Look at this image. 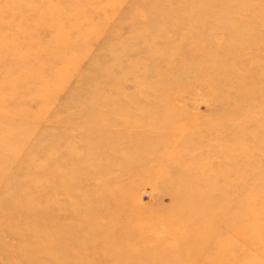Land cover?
I'll list each match as a JSON object with an SVG mask.
<instances>
[{"label":"rangeland","instance_id":"rangeland-1","mask_svg":"<svg viewBox=\"0 0 264 264\" xmlns=\"http://www.w3.org/2000/svg\"><path fill=\"white\" fill-rule=\"evenodd\" d=\"M263 11L257 6L242 17ZM177 16L163 14V23ZM136 17L156 16L125 13L110 22L108 33L163 34L165 24L147 30L132 23ZM250 26L249 35H259L256 44L232 59L220 47L227 31L209 34L206 27L170 32L174 43L185 36L170 66L169 50L140 62L135 55L125 59L128 50L138 54V46L122 45L123 80L113 78L122 84L112 92L118 98L112 113L100 103L107 84L91 70L35 121L14 119L13 112L0 120V264H264V27ZM158 45L153 50L161 39ZM72 52L75 67H85L83 48ZM170 83L171 95L157 90L152 100L153 88ZM16 91L7 89L0 109L15 104ZM148 105L162 112L160 119L142 113ZM166 111L176 118L166 120ZM189 188L203 198L195 207L185 200ZM251 194L249 208L244 203ZM245 207L255 211L247 220L256 232H222L223 215L228 225L232 212ZM215 218L217 231L192 230Z\"/></svg>","mask_w":264,"mask_h":264},{"label":"bare ground","instance_id":"bare-ground-1","mask_svg":"<svg viewBox=\"0 0 264 264\" xmlns=\"http://www.w3.org/2000/svg\"><path fill=\"white\" fill-rule=\"evenodd\" d=\"M123 4L127 6L125 10L121 9ZM257 6L264 9V0H251L249 2L244 0H0V105L3 104L8 88L17 90L15 104L11 108L8 105L6 110L0 109V120H7L10 112H13L12 118L14 119L26 116V118L29 117L30 122L35 121L41 113L45 112L52 100L55 102L56 96L67 89L71 81L75 78L83 80L91 70L98 72L99 81L101 80L107 84L108 94L103 93L105 88H103L104 90L97 89L96 93H103L100 99L103 107L102 111L112 113L118 100V98L113 97L112 92H114L118 83L122 84L113 80V78L120 79L123 76L122 61L125 53L118 51L122 48V45L133 44L138 46V54H135L133 50H128L125 56L126 60L128 57L135 55L133 59H136V61L144 60L147 57H151L156 61L154 56L169 50L171 53H168L165 57V63L170 66L174 54L184 45L182 42L185 38L182 35L180 41L174 43L169 38L170 32H176L184 28L189 32L192 26H195L196 29L206 27L209 34H212L216 29L227 31L226 38L220 47L227 51L228 58L232 59L234 55L242 54L241 48H244L245 45L249 43L256 44L259 35L255 34L251 37L249 33L252 28L249 25L253 21L264 27V11L258 13V15L255 14L256 16H250V18L242 17V15L248 13V11H253ZM93 7L101 9L93 11ZM137 11L149 12L156 16L155 18L147 17L146 19L131 18L133 24L135 23L144 29L147 28V30L157 24L162 25L163 14L176 13L178 16L164 19L163 24L166 27L163 26L162 29H159L163 31V34H157L156 36L147 37L139 29L131 31L130 36L127 38H120V33H108L110 22L115 21L118 16L117 22H120L119 19L125 13ZM244 22L247 26L244 25ZM246 34L249 36L246 37ZM160 39L163 45L160 49L153 50L155 47H159L158 41ZM193 41V46L196 47L197 41ZM93 44L94 46L99 44L98 48H94ZM78 47L83 48V54L88 59L87 64L82 68L75 67L73 62L75 54L72 51ZM66 48L69 49L67 52H65ZM202 50V54L210 55V51L206 53L205 50ZM130 59L133 60L132 57ZM240 59L242 58L240 57ZM113 66H117L118 71L120 70L121 74L119 76H115ZM125 66L127 67L128 64ZM203 71L204 69H200L201 73ZM145 73L154 75L158 74L159 71L156 69ZM91 77L96 78L97 73ZM121 79L123 80V78ZM157 90H164L166 96L175 91L171 83L158 86L149 92L151 96H154L152 100H154ZM157 98L158 100L161 99L160 95L156 96ZM163 98L167 102L170 101L168 97L164 96ZM41 104H44L43 107L40 106ZM33 106H38L40 109L30 111V113L25 112L27 109L31 110ZM142 111L148 118L155 114V118L160 119L159 117L162 114L157 108H150L149 105L146 109L143 107ZM163 114L166 120L176 118L169 111ZM111 121L113 120L111 119ZM174 125L175 127L178 126L177 124ZM7 129L8 132L14 131L11 127ZM15 131L19 136L18 130L15 129ZM215 133H217V130L214 132L216 136ZM0 150H2L1 145ZM233 153H231L233 157L239 154L238 151ZM195 182L197 181L194 180L192 183ZM231 182L224 183L225 189L228 190ZM211 184L212 182L209 183V185ZM188 193L189 196L185 197V200H187L189 207H195L201 203L203 198L193 194L194 192L190 188ZM248 197L250 198L244 204L250 208L255 199L252 194ZM112 202H116L115 198L112 199ZM249 208L245 207L242 212L239 210V213L233 211L234 216L227 220L228 225L225 224L226 219L223 215L224 228L221 231L234 235L243 232H249L251 235L255 233L254 226L252 227L253 223L251 220H247L255 219V211ZM185 213L186 211H184ZM242 218H245V220ZM197 221L199 222V220ZM196 225L195 228H192L194 232H199L200 228L211 233L218 230L216 218L208 222L200 221ZM194 263L195 260L189 262V264Z\"/></svg>","mask_w":264,"mask_h":264}]
</instances>
